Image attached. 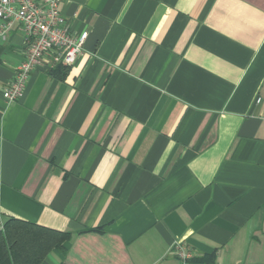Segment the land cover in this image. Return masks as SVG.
<instances>
[{
	"label": "crops",
	"instance_id": "0c3cea01",
	"mask_svg": "<svg viewBox=\"0 0 264 264\" xmlns=\"http://www.w3.org/2000/svg\"><path fill=\"white\" fill-rule=\"evenodd\" d=\"M77 61L0 36V229L69 237L40 264H264V0H63ZM259 98L257 102L256 99Z\"/></svg>",
	"mask_w": 264,
	"mask_h": 264
},
{
	"label": "built area",
	"instance_id": "2783aa9c",
	"mask_svg": "<svg viewBox=\"0 0 264 264\" xmlns=\"http://www.w3.org/2000/svg\"><path fill=\"white\" fill-rule=\"evenodd\" d=\"M63 0H0V36L5 38L14 24L23 32L24 57L16 67L13 79L2 90L7 102L23 94L30 72L45 63L71 65L77 61L88 32L72 31L61 12ZM259 101V98L256 99ZM170 252L180 264H194L182 238L174 240Z\"/></svg>",
	"mask_w": 264,
	"mask_h": 264
},
{
	"label": "trees",
	"instance_id": "16d2710c",
	"mask_svg": "<svg viewBox=\"0 0 264 264\" xmlns=\"http://www.w3.org/2000/svg\"><path fill=\"white\" fill-rule=\"evenodd\" d=\"M69 235L10 217L0 229V264H40L45 255L60 248Z\"/></svg>",
	"mask_w": 264,
	"mask_h": 264
}]
</instances>
